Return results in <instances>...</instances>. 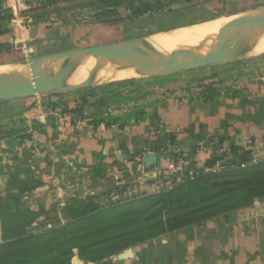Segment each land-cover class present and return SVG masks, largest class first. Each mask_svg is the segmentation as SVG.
<instances>
[{"label": "crops", "instance_id": "0c3cea01", "mask_svg": "<svg viewBox=\"0 0 264 264\" xmlns=\"http://www.w3.org/2000/svg\"><path fill=\"white\" fill-rule=\"evenodd\" d=\"M263 1L247 0L241 8ZM13 2L0 0V43L38 39L37 49H43L51 38H62L69 46L85 32L83 26L64 21L31 22L29 15L10 9ZM9 11L15 14L12 21ZM263 60L252 62L262 67L260 74L219 88L213 98H206V91L198 92L194 84L164 80L158 86L155 80H144L148 94L135 96L140 84L132 85L127 90L130 100L119 105L122 110H109L100 121L92 110L79 117L75 110L80 100L73 94L51 98L49 109L42 100L38 105L25 98L1 100L0 183L6 189L1 188L0 198L12 193L7 186L19 170L22 189L24 185L20 199L59 215L72 198L108 192L125 179H142L156 166L171 162L176 150L185 155L184 168L197 172L213 160L235 163L264 154ZM28 165L31 180L26 170L22 172ZM30 181L34 187L29 191ZM128 248L132 254L119 259ZM74 264H264V197L243 208L182 223L99 262L77 257Z\"/></svg>", "mask_w": 264, "mask_h": 264}, {"label": "rangeland", "instance_id": "374dc122", "mask_svg": "<svg viewBox=\"0 0 264 264\" xmlns=\"http://www.w3.org/2000/svg\"><path fill=\"white\" fill-rule=\"evenodd\" d=\"M262 4L264 1L254 2L253 7ZM246 5L247 0H48L42 7L36 6L20 13L10 7L18 14L29 15L34 23L46 20L50 25L51 22L64 21L83 26L85 32L82 35L78 33V39L69 43V46L62 38H51L49 47L43 49H37L38 39H23L16 44L0 43V67L8 66L10 69L21 60L72 48L149 37L164 32L184 34L185 29L192 26L224 18L231 19L237 13L246 11L241 8ZM12 11H9L11 21L15 16ZM96 33L101 36L94 39ZM184 43L178 42L166 48L172 51L193 48L192 44H188L190 42ZM77 44L81 46H76ZM29 48L33 52H28ZM263 56L264 49L251 54L244 53L227 62L190 70L161 76L139 75L25 99L33 105H38L41 100L46 101L42 105L49 109L53 104L51 98L73 94L80 100V107L75 110L78 116L84 117L85 111L90 113L92 110L100 121L106 118L104 113L109 110H122L119 105L123 107V103L130 100L127 90H131L132 85L140 84V90L135 96L148 94L149 86H145L144 80H155L158 86L164 80L182 83L184 86L194 84L199 86L198 92L212 88L217 94L219 88L228 89L244 79L260 74L262 67H255L252 62L264 58ZM64 62L66 59L59 63ZM259 63L264 64V60ZM29 165L22 172L26 170L25 173H28L31 180L34 175L28 169ZM14 174L7 186V190H12V193L0 198V244L6 243L9 247L0 249V264H15L17 245L19 253V248L23 247L17 242L22 239L29 246L26 249V259L37 258L45 264H74L77 257L89 263L99 262L129 245L172 232L182 223L243 208L255 199L264 197L263 153L235 163L223 164L213 160L198 172L186 170L183 163H163L150 173L143 174L142 179H125L116 183L108 192L75 197L80 200L75 203L69 202L70 200L66 202L59 215L52 214L50 207H37L20 199V191L24 192V185L22 189L20 171L17 170ZM3 185L0 183V190L6 189ZM33 187L30 181L28 190ZM20 210L26 213L20 214ZM93 213L99 214L93 223L86 220L77 227L64 228L67 223ZM50 230L59 232L44 237V246L41 247L38 237ZM114 231L120 237H116L113 243L98 246L95 251L91 249L93 243L100 242L101 238ZM48 238L50 240L46 241ZM8 244L14 246L10 247Z\"/></svg>", "mask_w": 264, "mask_h": 264}, {"label": "water", "instance_id": "95a60500", "mask_svg": "<svg viewBox=\"0 0 264 264\" xmlns=\"http://www.w3.org/2000/svg\"><path fill=\"white\" fill-rule=\"evenodd\" d=\"M262 33L264 4L237 13L214 36L213 49L208 44L170 53L152 47L140 48L145 36L36 56L0 72V101L50 92L62 93L93 85L89 82L90 75L81 82L67 83L74 70V61L88 56L113 60L125 68H137L140 76H161L234 60L247 53L251 48L249 45ZM63 59L66 62L59 64ZM131 254L132 249L128 248L117 257L124 259Z\"/></svg>", "mask_w": 264, "mask_h": 264}, {"label": "bare ground", "instance_id": "6f19581e", "mask_svg": "<svg viewBox=\"0 0 264 264\" xmlns=\"http://www.w3.org/2000/svg\"><path fill=\"white\" fill-rule=\"evenodd\" d=\"M231 19L224 18L206 24L192 26L186 28L184 34L175 35L171 32H164L160 34L151 35L149 37H146L143 42L139 45V47H152L162 50L166 53H170L174 52V50L172 51L171 49H167V46L183 41L186 44L187 42H190L188 44H192V46L208 44V46L213 49L214 36L218 33L220 29L226 26ZM249 48V50L247 49L249 54L264 49V33L258 36L253 41V43L249 45ZM73 64L74 70H72L70 78L68 79V84H75L81 82L88 75H90L89 82H92L94 84H98L100 82L106 83L118 79L139 76V74L137 73V68H125L113 60H106L94 56H88L87 58H84L80 61H74ZM7 69L8 66L0 67V72L5 71Z\"/></svg>", "mask_w": 264, "mask_h": 264}, {"label": "trees", "instance_id": "16d2710c", "mask_svg": "<svg viewBox=\"0 0 264 264\" xmlns=\"http://www.w3.org/2000/svg\"><path fill=\"white\" fill-rule=\"evenodd\" d=\"M40 1H41V5L44 6L47 3L48 0H40ZM50 1H54V0H49V2ZM0 32H1V29H0ZM211 89L212 88L205 89L206 91H208V93L206 95V98H213V96L216 95V93L214 92L215 89H212V90ZM79 200H80L79 198H77V199L75 198V199H72V201L70 200L69 202L75 203V202H78ZM16 213H17V211H16ZM23 213H26V212H24L23 210H20V214H23ZM98 215L99 214L93 213V214L87 215L86 217L77 218V219H75V220L67 223V225L64 226V228H66V227H68V228H70V227H77V226L81 225L82 223H84V221H86V220L92 221V223H93L95 217H98ZM104 215H108V214L104 213ZM64 228H62V229H64ZM57 232H59V231L58 230H50L48 232L43 233L40 237H38L39 242H41V244H42L41 247L44 246V240H43L44 237L52 236L54 233H57ZM116 237H120V234L117 231L110 232L109 234H107V236H105L104 238H101L100 239V242L93 243L91 245V249H93V251H95L98 246H101V245H104V246L109 245V243H113L114 242V240H115ZM49 240L50 239L48 238L46 241H49ZM17 243L20 244L21 246L23 245V247L19 248V250H20V253H19V251H18V245L16 244L17 245V250H16L14 256H17V258L15 259V264H45L41 260H38L37 258H35V259H26L25 258L26 254H27L26 249H28L29 246L25 242H23V239L21 241H18ZM8 245L10 247L14 246V244H8ZM1 248L2 249H5V248H9V247L6 245V243H2V244H0V249Z\"/></svg>", "mask_w": 264, "mask_h": 264}, {"label": "built area", "instance_id": "2783aa9c", "mask_svg": "<svg viewBox=\"0 0 264 264\" xmlns=\"http://www.w3.org/2000/svg\"><path fill=\"white\" fill-rule=\"evenodd\" d=\"M41 5V1L40 0H15V4H13V8L18 11H26V10H30L32 8H35L36 6H40ZM28 52H33L32 48H29ZM174 157L172 158L173 162H175L176 164H182L185 160V155L180 151V150H176L174 152Z\"/></svg>", "mask_w": 264, "mask_h": 264}]
</instances>
